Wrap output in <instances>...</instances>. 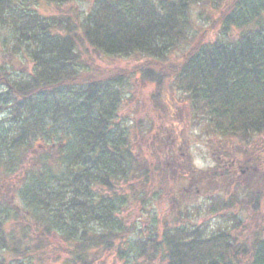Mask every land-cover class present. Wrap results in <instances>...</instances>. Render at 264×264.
Segmentation results:
<instances>
[{"label":"trees","instance_id":"obj_1","mask_svg":"<svg viewBox=\"0 0 264 264\" xmlns=\"http://www.w3.org/2000/svg\"><path fill=\"white\" fill-rule=\"evenodd\" d=\"M38 1L0 0V264H264V227L244 238L226 220L158 227L150 215L143 232L123 215L185 165L188 129L245 143L264 132V0L214 2L206 28L192 17L204 0H94L49 16ZM110 56L142 60L95 65ZM133 74L153 85L155 115L126 121ZM149 134L157 163L134 151ZM243 147L223 146L218 162ZM257 190L222 206L259 213Z\"/></svg>","mask_w":264,"mask_h":264},{"label":"rangeland","instance_id":"obj_2","mask_svg":"<svg viewBox=\"0 0 264 264\" xmlns=\"http://www.w3.org/2000/svg\"><path fill=\"white\" fill-rule=\"evenodd\" d=\"M223 1L204 0L200 6H194L192 17L195 20V26L208 27L217 15L213 9L214 2L222 3ZM93 2L94 0H74L57 6L46 0H39L34 6L41 14L49 16L79 10L86 12ZM202 8L205 9L202 10ZM216 30L208 32L207 41L216 38ZM139 60H142L141 56H110L97 59L95 65L117 71L119 68L131 69ZM129 76L130 84L125 88L119 109L120 118L130 121L139 117L154 116L153 101L150 97L154 89L153 85L142 83L137 78L138 75ZM231 144L242 148L247 147L246 154L243 156L237 151V156H234L233 160L227 163L223 162L224 158L219 163L217 159L222 155L223 146ZM133 145L135 152L157 163V150L154 148L152 134L137 138ZM184 148L189 153L185 157V165L167 173L165 167L162 176L160 177L161 174H159L153 182L154 188L149 196L145 197L144 203L135 201L129 207H125L123 215L127 221L133 225L136 224V227L146 232L145 227L148 226L150 215L157 218L158 227H161L164 218L177 216L180 222L192 219L197 224L206 223L209 226L226 220L225 227L239 237L243 235L244 238L251 237L254 230L262 229L264 227V132L254 136L249 143H245L234 138L219 139L205 136L199 134L197 130L188 129L187 143ZM207 172L208 175L204 177ZM222 174L225 175L221 176ZM224 178L227 180H223ZM255 189H258L256 197L259 199V213L252 212L241 205L226 209L222 206L224 201H229L230 196L235 198L246 193L251 194ZM179 210L183 211L180 216ZM230 212L238 214L239 219L242 220L240 226L235 227V223L229 220ZM260 232L263 235L264 230ZM105 261L106 264H119L113 254L106 255Z\"/></svg>","mask_w":264,"mask_h":264}]
</instances>
